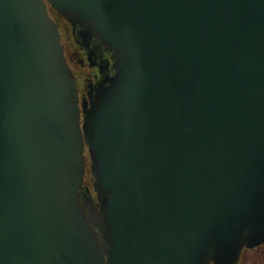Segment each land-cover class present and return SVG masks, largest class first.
I'll return each instance as SVG.
<instances>
[{
	"label": "water",
	"instance_id": "95a60500",
	"mask_svg": "<svg viewBox=\"0 0 264 264\" xmlns=\"http://www.w3.org/2000/svg\"><path fill=\"white\" fill-rule=\"evenodd\" d=\"M49 6L116 53L89 108ZM262 243L264 0H0V264H234Z\"/></svg>",
	"mask_w": 264,
	"mask_h": 264
},
{
	"label": "flooded vegetation",
	"instance_id": "af4514ba",
	"mask_svg": "<svg viewBox=\"0 0 264 264\" xmlns=\"http://www.w3.org/2000/svg\"><path fill=\"white\" fill-rule=\"evenodd\" d=\"M58 15L63 17L71 25L72 38L75 43L70 57L66 53V49L64 46L65 56L77 80L80 104L86 102L89 108L92 106V103L95 100L97 90L101 86L105 85V82L103 80L106 78L107 75H112L115 72L114 66L116 63V53L115 51L108 50L107 48H105V45L102 43L101 40H99V37L95 33H85L81 31V25L74 26L73 22L70 21L65 15L60 13H58ZM74 58H76L78 64L81 65L82 69L86 70L83 84L80 83L77 74L73 70L71 60H73ZM83 185L84 188H89L97 207H99L98 195L95 191L94 186L93 189L95 191V194L92 192L90 186L85 184V181ZM101 234L102 233H99L100 237H102ZM261 245H263V243L253 248L245 247L242 250L239 261L241 260L245 250H253L255 248H259Z\"/></svg>",
	"mask_w": 264,
	"mask_h": 264
},
{
	"label": "rangeland",
	"instance_id": "374dc122",
	"mask_svg": "<svg viewBox=\"0 0 264 264\" xmlns=\"http://www.w3.org/2000/svg\"><path fill=\"white\" fill-rule=\"evenodd\" d=\"M49 11L52 17L58 23L60 28V33L62 36V43L65 46L66 53L69 55L73 51L75 41L72 38L71 25L60 15L57 11L49 6ZM71 64L74 72L77 74L80 83H84L85 71L82 69L81 65L78 64L76 58L71 60ZM86 160H87V169L85 174V184L90 186L92 192L95 194L93 189L95 177L91 171V158L88 149H86ZM249 257V258H248ZM253 257V258H252ZM248 258V260H247ZM237 264H264V243L259 248L253 250H245L241 260Z\"/></svg>",
	"mask_w": 264,
	"mask_h": 264
}]
</instances>
